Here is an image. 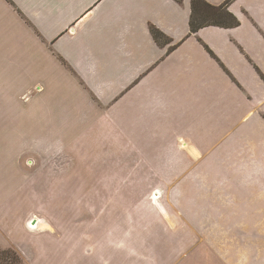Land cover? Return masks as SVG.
<instances>
[{"label":"crops","instance_id":"obj_1","mask_svg":"<svg viewBox=\"0 0 264 264\" xmlns=\"http://www.w3.org/2000/svg\"><path fill=\"white\" fill-rule=\"evenodd\" d=\"M13 1L77 90L14 155L0 248L24 264H264V0L194 33L192 0ZM211 130L212 148L186 140Z\"/></svg>","mask_w":264,"mask_h":264},{"label":"rangeland","instance_id":"obj_2","mask_svg":"<svg viewBox=\"0 0 264 264\" xmlns=\"http://www.w3.org/2000/svg\"><path fill=\"white\" fill-rule=\"evenodd\" d=\"M12 2L14 1L0 0V194L15 193L20 184L17 172L25 167L14 155L22 140H33L46 134L50 124L55 123L53 116L59 109V98L65 97L67 102L73 103L77 90L76 83H70L66 71L57 62V53L51 54L48 50V47L53 45V41L49 40L52 35L44 34L43 26H36L37 21L32 22L31 19H37L36 16H21L11 5ZM41 22L46 21L38 23ZM49 27L53 29V24L50 23ZM214 123L213 121L212 124ZM55 129L58 130L56 126L48 130L53 132ZM211 132L203 140L200 132L197 135L190 131V137L186 140L190 142L191 138H194L199 146L212 148L217 140L213 143L216 135L213 130ZM80 166V170L84 168L83 164ZM77 173L76 171V176ZM65 186L67 188V185ZM123 186L126 196L123 203L130 205L134 202L132 198L135 194L131 184ZM83 187L84 185H80L81 189ZM24 190L23 187L19 189L20 192ZM61 192H64V189ZM74 193L71 195H77L76 191ZM60 202L68 204V199ZM77 202L83 208V200L78 199ZM82 213L83 209L78 215ZM76 219L78 227L86 222L80 216H76ZM61 222L69 224L65 220ZM174 264L196 263L189 255H184L178 257Z\"/></svg>","mask_w":264,"mask_h":264},{"label":"trees","instance_id":"obj_3","mask_svg":"<svg viewBox=\"0 0 264 264\" xmlns=\"http://www.w3.org/2000/svg\"><path fill=\"white\" fill-rule=\"evenodd\" d=\"M180 2L181 0H175ZM228 0L225 4L214 7L204 0L191 1V14L189 20L190 32L194 33L204 26L235 27L237 21L227 11ZM154 32V31H153ZM0 264H24L19 253L13 248H0Z\"/></svg>","mask_w":264,"mask_h":264}]
</instances>
